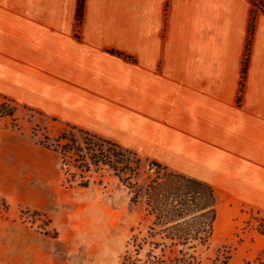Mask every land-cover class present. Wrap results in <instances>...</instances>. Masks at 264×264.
I'll list each match as a JSON object with an SVG mask.
<instances>
[{
    "label": "crops",
    "instance_id": "crops-1",
    "mask_svg": "<svg viewBox=\"0 0 264 264\" xmlns=\"http://www.w3.org/2000/svg\"><path fill=\"white\" fill-rule=\"evenodd\" d=\"M77 3L0 0V97L264 211V13L248 45L249 0Z\"/></svg>",
    "mask_w": 264,
    "mask_h": 264
},
{
    "label": "rangeland",
    "instance_id": "rangeland-1",
    "mask_svg": "<svg viewBox=\"0 0 264 264\" xmlns=\"http://www.w3.org/2000/svg\"><path fill=\"white\" fill-rule=\"evenodd\" d=\"M3 100L0 264H122L159 253L150 243L158 236L150 235L148 206L132 200V187L155 176L150 159L129 178L128 171L89 158L99 148L96 139ZM102 149L113 150L105 143ZM214 194L212 233L196 250L195 264H264V211Z\"/></svg>",
    "mask_w": 264,
    "mask_h": 264
},
{
    "label": "trees",
    "instance_id": "trees-1",
    "mask_svg": "<svg viewBox=\"0 0 264 264\" xmlns=\"http://www.w3.org/2000/svg\"><path fill=\"white\" fill-rule=\"evenodd\" d=\"M249 1L252 8L248 24V45L255 15L258 12L264 13V0ZM82 8L83 0H78V22L81 20ZM245 68L246 57L243 61V72ZM9 101L5 99L1 104ZM11 112L12 109L6 111L8 114ZM69 128L98 141L99 148L91 154L89 157L91 160L103 162L115 171H128L129 178L140 168L143 159L132 150L77 127ZM103 143L113 148L110 155L104 153ZM149 167L155 169V176L143 185L132 187V200L143 199L148 206L149 213L153 216L149 227L150 235L158 236L150 243L153 248L159 247V253L149 250L144 257L135 256L132 259L128 257L122 264H127L128 260L130 264H195L196 250L208 245L216 218L213 188L205 181L172 170L155 161H149ZM136 246L137 250L141 248L139 243ZM138 252L135 255H138Z\"/></svg>",
    "mask_w": 264,
    "mask_h": 264
}]
</instances>
